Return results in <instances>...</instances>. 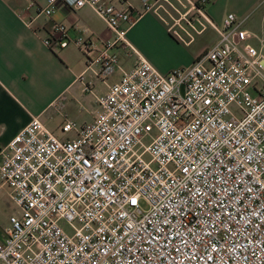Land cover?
Wrapping results in <instances>:
<instances>
[{
    "label": "built area",
    "instance_id": "2783aa9c",
    "mask_svg": "<svg viewBox=\"0 0 264 264\" xmlns=\"http://www.w3.org/2000/svg\"><path fill=\"white\" fill-rule=\"evenodd\" d=\"M139 1L135 17L110 0L39 8L50 22L43 44L76 47L106 90L83 82L96 104L88 122L66 119L55 135L32 117L0 148V183L15 207L0 264H264L263 55L244 18L206 19L208 0ZM58 2L91 8L113 39L96 49L71 38L51 21ZM147 12L174 38L208 25L218 41L186 67L162 73L136 53L126 71L112 49L134 51L126 34Z\"/></svg>",
    "mask_w": 264,
    "mask_h": 264
},
{
    "label": "crops",
    "instance_id": "0c3cea01",
    "mask_svg": "<svg viewBox=\"0 0 264 264\" xmlns=\"http://www.w3.org/2000/svg\"><path fill=\"white\" fill-rule=\"evenodd\" d=\"M110 1L116 5H131L133 17L142 9L139 0ZM33 3L29 6L24 0H0V148L32 117H39L45 128L55 135H61L59 126L66 119L77 124L88 122L96 111V104L92 94L83 90V82H91L92 92L98 95L106 90L105 85L86 70L85 56L76 47L49 50L43 44L50 22L37 12L45 0H33ZM94 13L89 7L71 9L58 2L51 21L68 26L71 38L78 34L85 36L100 49L113 35ZM228 13L244 18L247 42L264 58V0H208L205 6L206 19L217 27ZM189 34L180 30L182 40L172 37L167 26L153 12H147L126 34L135 52L122 46H115L112 52L118 55L119 64L126 71L133 67L139 54L155 69L167 73L188 66L218 41L216 30L208 25L204 30ZM169 53L181 56L182 60L170 64L166 59ZM83 72L81 82L79 75ZM120 75L121 71L116 70L107 79L108 84L118 82ZM8 191L0 183V235L15 210Z\"/></svg>",
    "mask_w": 264,
    "mask_h": 264
},
{
    "label": "rangeland",
    "instance_id": "374dc122",
    "mask_svg": "<svg viewBox=\"0 0 264 264\" xmlns=\"http://www.w3.org/2000/svg\"><path fill=\"white\" fill-rule=\"evenodd\" d=\"M166 59L168 60V62L170 64L182 60L181 56L173 55V54H170V53L166 55ZM90 107L92 108V106H90ZM88 113L90 114L91 112H88ZM144 128L146 130H148L149 132H153V128H152V126H151V124L149 122L144 123ZM63 228H64V230L66 232H68V233L71 232L67 225H64Z\"/></svg>",
    "mask_w": 264,
    "mask_h": 264
}]
</instances>
